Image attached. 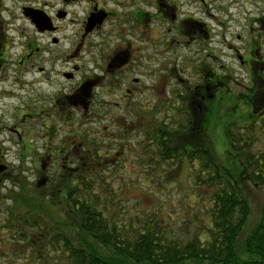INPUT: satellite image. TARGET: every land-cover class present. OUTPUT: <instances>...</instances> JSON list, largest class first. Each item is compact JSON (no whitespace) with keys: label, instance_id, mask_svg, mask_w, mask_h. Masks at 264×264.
Instances as JSON below:
<instances>
[{"label":"flooded vegetation","instance_id":"1","mask_svg":"<svg viewBox=\"0 0 264 264\" xmlns=\"http://www.w3.org/2000/svg\"><path fill=\"white\" fill-rule=\"evenodd\" d=\"M219 110L264 129V0H0V264L50 263L71 226L25 193L84 192L102 166L198 172L162 145L197 151L183 142Z\"/></svg>","mask_w":264,"mask_h":264},{"label":"trees","instance_id":"2","mask_svg":"<svg viewBox=\"0 0 264 264\" xmlns=\"http://www.w3.org/2000/svg\"><path fill=\"white\" fill-rule=\"evenodd\" d=\"M201 129L191 135L189 141L183 142L184 148L194 146L197 151L181 153L182 141L169 132L162 148L165 149L164 160H170L177 153L176 158L187 156L191 166L196 158L199 161L198 172L191 173L192 190L198 204L204 208L205 216L211 218L212 228L205 242L197 235L170 234L169 228L160 223L155 213L144 219L126 220L124 217L123 222L117 217L125 213L108 218L106 207L118 188L112 187L101 176H89L84 192L56 193L59 197L54 201L64 202L66 207L59 218L71 222L73 233L69 237L58 235L54 240L59 247L55 251L56 258L65 260V263L56 261L55 264H264V205L251 232L248 235L242 233L252 218L249 194L222 171L204 145ZM234 129L230 125L226 128L228 148L242 167L243 180L260 188L264 186V129L258 132L257 127H249L244 133L239 129L235 133ZM38 193L23 195L26 207L33 214L37 209L44 210L42 206L30 204ZM100 193L110 195L104 201ZM118 203L122 204L120 199ZM66 252L68 255L65 256Z\"/></svg>","mask_w":264,"mask_h":264},{"label":"rangeland","instance_id":"3","mask_svg":"<svg viewBox=\"0 0 264 264\" xmlns=\"http://www.w3.org/2000/svg\"><path fill=\"white\" fill-rule=\"evenodd\" d=\"M212 119L213 123L211 125L204 126L201 129V138L204 141V145L212 152L222 171L230 176L236 185L243 186L245 193L249 194L252 207V218H249L248 223L242 230V233L248 235L260 218L261 210L264 205V186L255 188L243 180L242 167L238 160L233 158V154L228 148L226 128L229 126V121L233 120L231 114L226 113L224 110L215 111L212 114ZM233 127L234 126H232V128ZM233 131L236 133L238 128H235ZM260 131L261 130H258V132ZM262 142L261 144H263ZM263 147L264 146H262V148ZM104 148L109 149V143L105 144ZM25 164L26 168L32 169V163ZM185 165L187 164L184 163V165L180 164L177 166L175 170L173 169L171 171L172 174L166 172L162 175L155 176H141L139 173L133 172H131V175H127L130 167L127 171L121 167L120 170L122 173L117 169H107V166L100 167L99 172L101 174L104 172L110 173V176H102L105 178V181H108L112 187L118 188L116 196L107 204L108 218L113 219L121 213H125L117 217L118 220L121 221L124 217L126 220L135 217L144 219L155 213L160 223L169 228L168 232L170 234H190V237L197 235L202 242H205L210 236L209 231L212 228L211 218H209L210 216H205L204 208L198 204L199 200L195 198V192L192 190V188L194 189L193 175H191L190 167L187 168ZM56 170L58 171V168H56ZM56 170L55 172L57 173ZM33 174L34 173H26L24 179L26 184L34 181L35 178ZM51 174L54 175V172L52 171ZM52 194L53 196L46 192L38 193L34 196V202H30V204L35 207L40 208L42 206L44 208L42 212L37 209L36 213L38 216L34 217H39L41 222L44 220L46 223L54 224V220L56 221L57 218L63 214L60 213L63 205L58 203L51 204L52 202H56L54 200H57L59 197L56 196V192ZM100 194L104 201L110 195V193ZM48 196H50L49 199L53 201L48 200ZM118 199H120L122 204L118 203ZM27 210L28 209H26V211ZM32 211H34V209ZM65 226L66 225H64L61 219V223H59L57 227L64 229ZM65 229L67 230L63 231V234L68 237L71 236L73 228L67 225ZM240 239L241 236L239 240ZM53 250L54 247L52 248V252L55 258L51 259L50 263L48 260L44 262L43 259H39L40 263L35 261V264H55L56 261L65 263V260L56 258L57 253ZM24 262H26L25 257ZM29 263L32 264L30 261Z\"/></svg>","mask_w":264,"mask_h":264}]
</instances>
